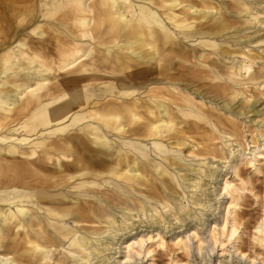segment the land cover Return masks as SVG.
Here are the masks:
<instances>
[{
	"label": "bare ground",
	"instance_id": "1",
	"mask_svg": "<svg viewBox=\"0 0 264 264\" xmlns=\"http://www.w3.org/2000/svg\"><path fill=\"white\" fill-rule=\"evenodd\" d=\"M35 2L0 0V34L5 31L0 40V264H51L52 246L59 238L81 264H134L143 258L149 264H188L162 257L201 254L203 248L213 251L216 244L229 259L236 254L250 264H264V217L255 222L248 254L243 250L247 246L238 243L245 215L238 209L245 186L236 183L248 182L241 164L264 173V132L257 133L263 142L252 137L251 149L236 155L225 143L231 170L220 174L214 193L224 198L222 209L204 228L189 224L169 236L170 244L157 226L137 230L130 228L132 222L125 223L135 216L130 210L155 212L148 215L149 224L163 222L162 209L170 206L174 213L183 212L174 219L195 215L185 204H177L173 180L182 189H201L203 176L212 179L215 171L183 162L180 146L187 143L181 140L184 128L207 135L214 123L191 96L199 89L189 90L185 83L206 73H199L196 63L190 65L193 48L182 40L199 39L198 45L226 59L231 52L216 49L224 31L230 30L227 36L235 35L238 44L247 37L244 46L262 43L264 33L240 35L244 27L227 14L245 16L253 26L264 24L259 17L264 16V0H38L37 9ZM223 39L227 42L226 36ZM240 55L232 67L246 71L262 57L251 49L240 50ZM171 69L179 76L168 75ZM149 81L159 84L148 87ZM214 87L229 93L228 85ZM238 92L227 94L228 99ZM224 105L232 109L229 102ZM242 109L240 113L250 110L247 105ZM166 136L174 141L163 143ZM200 150L228 157L205 146ZM167 153H172L171 159L163 156ZM189 154L196 156L191 150ZM194 169V176L186 173ZM152 172L160 176L157 187L148 177ZM75 177L79 182L70 186L72 190L64 189ZM142 181L144 191L138 189ZM106 184V198L118 200L122 195L131 206L122 210L119 222L112 207L99 206L97 190ZM206 202L203 193L191 200L199 206ZM99 207L105 210L102 215L97 214ZM101 217L107 224L103 229L86 232L76 226L100 222Z\"/></svg>",
	"mask_w": 264,
	"mask_h": 264
},
{
	"label": "rangeland",
	"instance_id": "2",
	"mask_svg": "<svg viewBox=\"0 0 264 264\" xmlns=\"http://www.w3.org/2000/svg\"><path fill=\"white\" fill-rule=\"evenodd\" d=\"M37 1L38 0H36V2L33 4V8L37 9ZM261 5L264 6V2ZM174 10L179 12L181 10V6H177L176 8H174ZM227 17L229 18V20L237 21L238 24L242 26V28L244 27V29L239 32L240 35H245L246 33H248L251 36H256L258 34L264 33V24L256 23L255 26H253L254 22L249 24L243 20L245 16L238 18L236 16L234 17L227 14ZM259 17L264 18L263 14H261ZM3 30H1L2 33L0 34V40L3 39V32H5ZM230 32V30L229 32L228 30L223 32V35L226 36L225 40L227 42H222V40H224V36L222 35H220L217 39L219 47L216 49L218 51L225 48L227 51L231 52L232 57L227 59L222 58L216 53H211V49L208 47L203 48V46L198 45L199 39L196 41H188L186 39L182 40V42L186 46L193 48V50H191L192 58L190 65L193 66L192 63H196L197 65H194L193 67L197 68L198 70H202L199 73H206V77H204V75H196V78L193 79V82L186 79L185 83L188 84L187 88L189 90L193 88L199 89L200 92L198 94L192 92L191 96H194V99L196 100L200 108L205 110L210 115L211 121H213L214 123L213 131H206L208 133L207 135H200L203 133V131L200 130L184 128L185 132L181 140L184 143H187L180 146V154L184 157L183 162L190 164V168H197L201 164V169L206 170L208 168H212L215 171L212 179L203 176V178L201 179V189H182V187L177 186L175 180H173V183L175 184V187L179 192L177 204H185L186 210L195 213V215H191V217L186 216L187 218H185L184 221L174 219L175 215H182L183 212L181 211L179 213H174L175 209L170 206V208L166 207L162 209V216L165 218V220L163 222H160L161 225L159 223L149 224L148 221L150 220L148 219V215H155V212H152L150 210H147L146 214L144 215L141 212L135 214L134 210H130L132 215L135 216L133 218L132 216H130V219L125 221V223L127 224H130L132 222L130 228H137V230L147 228L150 225L157 226V229L162 231V233L164 234L163 236L170 244H172V242L169 240V236L174 232L183 230L187 225L193 223L197 224L198 228H204V226L209 223L208 220H212L220 216V210L222 209V202L224 198L222 196H215V188L218 186L217 180H219L220 174L231 170L228 166L230 157L227 152L228 150H226L225 143L227 145L231 144L230 148L233 150V155H236L243 148H245L246 151L248 150L247 148L251 149L252 137L257 140V143L263 142L262 138L257 133L264 132V42H252L247 46H244L245 44H247V42H245L247 37L241 38L240 41H242V43L240 42V44H238L234 41L235 35L232 37L227 36ZM174 33L179 38L177 30H174ZM248 49H251L253 52H256V54H259L262 57L255 58L253 60V63H251L250 69L247 71L244 69L238 70L235 67H232L231 62H235L236 60L240 61L242 59L240 50L247 53ZM193 54L194 56L197 55L198 58H193ZM169 73L173 74V77L179 76V73H177L175 69L169 70L168 75ZM214 73H218V75L220 74L221 78H215ZM207 74L209 75L207 76ZM148 83V87H155L159 84H151L150 81ZM215 84L230 86L229 88L225 89V91L228 90L229 93L233 91L240 92H238L239 94L235 98H232L231 96V98L228 99L229 95L227 94L229 93H224V90L214 91ZM184 86L185 84L182 83L181 89ZM226 102H229V105L232 108L231 110L226 109L224 105L226 104ZM246 105L249 106L250 110L246 113H240V111H244L242 107ZM260 122H262V125L260 124ZM199 123H201V125H204L205 128L212 129L211 126L205 122ZM181 127L185 126L181 125ZM215 129H217V131ZM206 139H208V141ZM170 140L174 141L172 139ZM170 140L166 136L163 138V143H167ZM145 142L147 143V145H149V142L147 140ZM238 142H241L242 146H240ZM204 146L207 149H212L217 152L224 153L229 158H221L219 156V153L214 155V151H201L200 148H203ZM189 150L193 151L196 156L189 154ZM163 156L171 159L172 153H167ZM260 165L263 166L262 161L260 162ZM240 167L242 177L244 179H247L248 182L244 184H240L239 181L236 182L241 187L245 186V190L242 192L244 196L242 197V199H240V202H242V206L238 209L239 211L243 210L245 212V215L242 218V223L239 227V230L241 229L242 237L238 240V243L239 245H243L244 243V245L247 246V248L245 249L244 247L243 250H245L246 254H248L249 248L251 247V244H253V236L256 234L254 226H256L257 224L255 222L260 221V219L264 217V173L255 172L253 168L247 164H241ZM171 173L174 174V171L171 170ZM180 173L182 174L181 171ZM186 173H188L190 176H194L195 169L193 170V172L187 171ZM226 175L230 176L229 173ZM149 176L151 177L150 180L155 183L154 185L157 187L159 185L160 176H156L154 172L150 174L148 173V177ZM76 182H79L77 177L69 180L68 182H66L65 185H67V187L64 189L72 190L70 186ZM185 182L191 183V181ZM105 187H100L97 190V192H99L98 196L102 198V200H100L99 206H105V209L109 210L111 209L110 207H112V215L116 219V222H119L121 213L123 212L122 210H127L131 206L130 204H127L123 201L124 197L122 195H117L118 197L120 196L118 200H111L108 197L106 198L105 194L106 192H110L108 190L110 185L106 184ZM145 187L147 186L145 185L144 181H142V183L138 185V189L141 191H144ZM250 188L253 190L252 192L249 191ZM193 191L194 194H192ZM201 193L205 195L207 199V205L199 206L192 204L191 200L195 198L196 195H199ZM253 193L255 194V196L253 195ZM137 195L140 196V198L142 197L140 194ZM152 204H154V202ZM155 205H157V203ZM104 212L105 210L101 207L97 208V214L102 215ZM104 218L105 217H101L102 221L100 222L94 220L79 222L76 226L82 227V230H85L86 232H91L93 231L92 229L97 228L103 229V227H106L107 225L105 222H103ZM120 233L121 231H119L117 236H120ZM54 242L55 244L52 246L53 249L51 252V264H81L80 261L75 263L74 259L68 255L67 250L71 247H69L64 240L59 238ZM227 246H229V243H227ZM18 247L20 248L21 246ZM256 248L262 249L259 245H256ZM162 251L163 249L158 250L157 252H155V254L162 253ZM11 253L12 252H9L8 254L12 255ZM226 254L227 252H221L220 245L216 244L213 251H208L203 248L201 254H190L184 258L182 257L183 254L180 252H178L177 254H167L162 257V261H167L170 258L169 256H171V258L173 259L179 258L183 261H187L188 264H250L248 263L247 259L237 256L236 254H233L230 259L227 258ZM156 259L159 258H156L155 256V260ZM19 263L34 264L33 262H29V260ZM134 264H149V260L143 258L142 261L139 260ZM255 264L261 263L259 261H256Z\"/></svg>",
	"mask_w": 264,
	"mask_h": 264
}]
</instances>
